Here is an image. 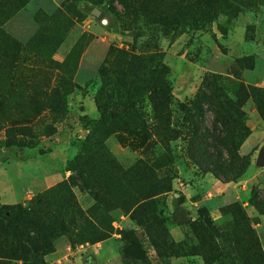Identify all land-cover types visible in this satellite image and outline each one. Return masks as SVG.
<instances>
[{"label":"rangeland","instance_id":"rangeland-1","mask_svg":"<svg viewBox=\"0 0 264 264\" xmlns=\"http://www.w3.org/2000/svg\"><path fill=\"white\" fill-rule=\"evenodd\" d=\"M245 56L251 70L236 65ZM160 66L172 103L165 109L148 83ZM208 74L264 89V0H0V205L25 204L64 183L70 202L107 234L93 243L71 225L44 264H202L189 223L204 207L224 227L230 216L219 209L234 202L264 256V214L249 203L264 211V121L253 103L242 108L248 135L224 175L188 151V121L197 123L191 102ZM118 102L137 111L143 130L123 129L136 125L123 114L99 117L97 105ZM205 117L206 127L210 111ZM99 147L114 165H104ZM139 162L168 181L153 218L166 236L149 227L161 256L130 219L121 196L128 185L117 184L115 167Z\"/></svg>","mask_w":264,"mask_h":264},{"label":"trees","instance_id":"trees-1","mask_svg":"<svg viewBox=\"0 0 264 264\" xmlns=\"http://www.w3.org/2000/svg\"><path fill=\"white\" fill-rule=\"evenodd\" d=\"M104 1L120 3L122 0ZM114 15L117 16L116 13ZM236 65L241 69L251 70L252 58H239ZM164 70L162 66L157 71L153 69L148 83L151 85L152 96L160 95L159 104L165 109L172 103L164 94L168 90ZM248 100L264 121V89L216 74H208L203 78L190 108L194 114L192 118L202 127L197 128V123L188 121L193 140L187 146L191 158L198 161L199 166L203 165L204 170L224 175L227 161L236 157L237 148L248 135L242 111ZM175 106L182 108L179 103ZM97 109L101 118L115 121L123 114L129 121L136 122L133 128L131 123L123 127L125 130L129 128L140 131L145 128L137 117V111L119 102L110 104L109 107L97 105ZM207 110L211 113V119L208 127H205ZM94 144L100 145L99 142ZM19 146L26 145L21 143ZM98 150L104 165L108 168L114 165L112 158L106 155L102 147ZM90 161L91 157L82 166H87ZM208 166L211 167L207 169ZM115 170L118 172V187L121 188L124 183L128 185V188L121 189V196L127 201V211H131L130 219L143 228L155 253L161 256L165 248L162 244L157 246L155 239L157 236L163 239L166 232L160 222L153 218L155 215L160 216L159 197L169 191L168 181L161 178L152 166L142 162L128 170H122L118 166ZM91 183L97 184V181L91 180ZM63 185L64 183L57 184L25 204L0 205V264H44L43 256L51 251L52 241L64 235L71 225L80 229V238L83 240L96 243L107 237L87 215L82 214L76 204L70 202ZM106 190L104 187V191ZM249 203L259 214H264L262 207L254 203L252 198ZM219 212L230 216L224 227L216 226L204 207L198 210L197 219L188 225L197 241L195 246L189 242L190 248L201 259L202 264H264L258 239L242 207L234 202L220 208ZM148 223L151 224L147 227ZM149 227L157 234L161 233L153 239ZM139 258L144 259L142 254Z\"/></svg>","mask_w":264,"mask_h":264},{"label":"water","instance_id":"water-1","mask_svg":"<svg viewBox=\"0 0 264 264\" xmlns=\"http://www.w3.org/2000/svg\"><path fill=\"white\" fill-rule=\"evenodd\" d=\"M261 162H264V146L259 151V156Z\"/></svg>","mask_w":264,"mask_h":264},{"label":"crops","instance_id":"crops-1","mask_svg":"<svg viewBox=\"0 0 264 264\" xmlns=\"http://www.w3.org/2000/svg\"><path fill=\"white\" fill-rule=\"evenodd\" d=\"M177 234V233H176ZM176 239H178V238H176Z\"/></svg>","mask_w":264,"mask_h":264}]
</instances>
